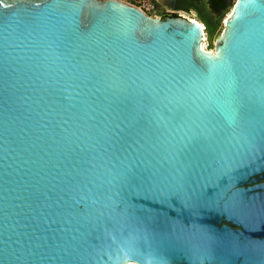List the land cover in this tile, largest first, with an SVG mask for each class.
<instances>
[{
	"label": "water",
	"instance_id": "95a60500",
	"mask_svg": "<svg viewBox=\"0 0 264 264\" xmlns=\"http://www.w3.org/2000/svg\"><path fill=\"white\" fill-rule=\"evenodd\" d=\"M157 16L0 0V264H264V0Z\"/></svg>",
	"mask_w": 264,
	"mask_h": 264
},
{
	"label": "flooded vegetation",
	"instance_id": "af4514ba",
	"mask_svg": "<svg viewBox=\"0 0 264 264\" xmlns=\"http://www.w3.org/2000/svg\"><path fill=\"white\" fill-rule=\"evenodd\" d=\"M236 1L237 0H162L159 2V5L164 16L183 18L182 15H184L198 21L204 28L206 27L210 35L215 36L219 29L221 31L224 29V16L232 11ZM161 4L163 6H161ZM165 10L169 12H165Z\"/></svg>",
	"mask_w": 264,
	"mask_h": 264
},
{
	"label": "built area",
	"instance_id": "2783aa9c",
	"mask_svg": "<svg viewBox=\"0 0 264 264\" xmlns=\"http://www.w3.org/2000/svg\"><path fill=\"white\" fill-rule=\"evenodd\" d=\"M134 7H136L137 9L141 10L143 13H145L146 15L150 16V17H155L157 18V14L160 13L162 16H164V13H162L161 10H158L156 5L153 3L152 0H132L130 3H128ZM165 12H169L167 10H165ZM183 18L187 19L188 21L191 22H196L198 23L203 31V39H202V43H204L205 41V34H204V27L196 20L188 18L184 15H182Z\"/></svg>",
	"mask_w": 264,
	"mask_h": 264
},
{
	"label": "rangeland",
	"instance_id": "374dc122",
	"mask_svg": "<svg viewBox=\"0 0 264 264\" xmlns=\"http://www.w3.org/2000/svg\"><path fill=\"white\" fill-rule=\"evenodd\" d=\"M122 1H124V2H126V3H130L132 0H122ZM153 1V3H154V1H155V3L157 4H155L156 5V7H157V9L158 10H161V7H160V5H159V2H157L156 0H152ZM226 17V15L224 16V18ZM198 20V19H197ZM222 31L219 29L217 32H216V35L215 36H218L220 33H221ZM205 46H206V48H207V50L209 49V45L206 43V41H205Z\"/></svg>",
	"mask_w": 264,
	"mask_h": 264
},
{
	"label": "bare ground",
	"instance_id": "6f19581e",
	"mask_svg": "<svg viewBox=\"0 0 264 264\" xmlns=\"http://www.w3.org/2000/svg\"><path fill=\"white\" fill-rule=\"evenodd\" d=\"M205 40H206V38H205ZM201 47L204 49V50H207V48H206V46H205V43H202L201 44ZM212 53H213V51H211Z\"/></svg>",
	"mask_w": 264,
	"mask_h": 264
},
{
	"label": "trees",
	"instance_id": "16d2710c",
	"mask_svg": "<svg viewBox=\"0 0 264 264\" xmlns=\"http://www.w3.org/2000/svg\"><path fill=\"white\" fill-rule=\"evenodd\" d=\"M154 3H155V1H154ZM156 4V3H155ZM157 5V4H156Z\"/></svg>",
	"mask_w": 264,
	"mask_h": 264
}]
</instances>
